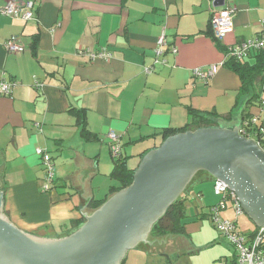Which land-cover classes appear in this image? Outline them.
<instances>
[{"label": "crops", "instance_id": "1", "mask_svg": "<svg viewBox=\"0 0 264 264\" xmlns=\"http://www.w3.org/2000/svg\"><path fill=\"white\" fill-rule=\"evenodd\" d=\"M11 1L29 0H0V7ZM33 1L32 21L0 15V81L15 83L10 96H0V192L2 212L17 228L63 238L77 230L75 221L101 206L110 187L117 186L109 176V133L119 137L121 158L135 170L142 157L163 142V131L186 126L188 108L216 112L219 128L226 129L257 117L264 131L259 106L264 91L258 101L247 104L241 80L225 66L223 51L257 36L264 0L224 1L235 8L236 16L233 31L219 46L207 32L215 0ZM163 32L177 53L167 55V65L159 66L153 63V50ZM13 38L23 52L5 50V42ZM84 49H105L112 58L91 62L79 54ZM258 55L243 63L255 64ZM211 65L218 70L207 82L192 78L194 69ZM148 67L154 72L145 74ZM77 110L84 112L88 134L95 140L82 136ZM229 113L231 119L224 120ZM37 148L50 155L54 167L55 187L47 193L41 189L44 171ZM210 183L214 185L210 175L197 173L184 195L185 236L147 238L121 264L230 260L232 248L209 220L200 219L219 202L218 197L206 202L203 185ZM221 217L238 222L230 206Z\"/></svg>", "mask_w": 264, "mask_h": 264}, {"label": "water", "instance_id": "2", "mask_svg": "<svg viewBox=\"0 0 264 264\" xmlns=\"http://www.w3.org/2000/svg\"><path fill=\"white\" fill-rule=\"evenodd\" d=\"M225 0H215L222 7ZM223 182L256 228L264 225V153L238 128H200L166 138L147 152L129 187L103 203L63 238L39 237L14 226L2 212L0 264H121L197 173Z\"/></svg>", "mask_w": 264, "mask_h": 264}, {"label": "built area", "instance_id": "3", "mask_svg": "<svg viewBox=\"0 0 264 264\" xmlns=\"http://www.w3.org/2000/svg\"><path fill=\"white\" fill-rule=\"evenodd\" d=\"M35 2L29 0L26 2L11 1L0 7V15L9 17L18 21H29L34 17ZM236 16L234 7L223 5L222 7H213L210 12V25L212 38L221 43L225 36L233 31V21ZM261 29L257 36L251 39L242 40L238 43L227 47L226 58L236 62H244L252 54L264 53V7L263 15L260 22ZM4 48L8 53H21L24 47L15 39H10L4 44ZM177 49L169 46L165 39L164 32L157 38L153 50V63L159 66H166L167 55L175 56ZM79 54L85 55L91 62L96 60L110 61L112 55L105 49L92 51L88 49L80 50ZM218 67L216 65L199 67L192 71V78L196 81L207 82L216 74ZM153 68L144 69L145 74L153 73ZM264 83V73L262 76ZM15 83L10 81H0V96H10ZM264 91V84H263ZM261 112L264 113V98L260 99L259 103ZM257 122V117L247 118L243 120L238 128L239 134L246 139L255 141L257 146L264 153V131L259 130L258 139L252 137L248 133L246 137V128L250 129ZM246 127V128H245ZM245 135V136H244ZM109 148L111 156L119 158L120 145L119 137L114 133L108 134ZM35 154L40 158L41 165L44 171L42 181V192H50L55 187L54 167L50 155L43 149L37 148ZM214 193L219 196L218 204L209 209V221L213 228L226 243L232 248L233 256L237 264H264V225L257 228L254 235H244L238 230L237 220H228L221 217V212L230 206L234 218L238 219L244 213L241 206L232 191L220 181L215 180L213 185Z\"/></svg>", "mask_w": 264, "mask_h": 264}, {"label": "trees", "instance_id": "4", "mask_svg": "<svg viewBox=\"0 0 264 264\" xmlns=\"http://www.w3.org/2000/svg\"><path fill=\"white\" fill-rule=\"evenodd\" d=\"M34 18L35 17H33L32 20H34ZM32 20H29V21H32ZM29 21H22V22H29ZM207 32L209 36L212 38V31H211L210 23H209ZM212 40L217 46L220 45L213 38ZM36 47H37V42H36V38H34L32 47H31L33 54H35ZM223 51L226 53L225 49ZM225 66H227L232 72L237 74L238 77L240 78L241 80L240 93L242 95H245L248 98L247 104H251L253 101L255 102L258 101L259 99L258 97H260L259 92H263V87L261 85L260 77L262 76V73L264 72V53H261L260 55L256 57V62L253 65L227 59ZM187 114H188L189 121L186 124V126L180 129L163 131L162 132L163 141L172 135H175L178 133H184L186 131H195L200 128H219V119H221V117L217 115L216 112L214 111L201 112V111L188 108ZM75 116H76L77 124L80 127L82 136L85 138H88L90 135L88 134V131L86 128V116L84 115V112L82 110H77ZM231 117H232V114L229 113L224 117V120H229L231 119ZM259 130H260V127L257 125V123H255L250 129L246 128V133H247L246 137L248 133H250L252 137L258 139V136L260 135ZM90 139L95 140L96 136L94 135L90 136ZM112 160H113V168L109 176L111 177L112 180L117 182V186L110 187L108 194L100 202L99 205H102L103 203H105V201H107L111 196H113L117 192L129 187L133 180L134 170L129 169L127 167V160L125 158H121V156L119 158L112 157ZM200 173H203V172H200ZM192 181L188 185L187 189L183 192V194L167 209L164 216H162L158 220V222L154 224L149 234L150 236H154V237L156 236V238H161V237L171 236V235L173 236H185L186 235L185 229H184L185 224L183 223V221L186 218V213H185L186 212L185 211L186 200L184 198V195L186 191L189 189V186L191 185ZM211 207L208 208V212H204L201 214L200 219L209 220L208 215H209V209ZM84 223H85V219H80L78 221H75L73 224V228H75L76 230L80 226H82ZM256 232H257V228L255 227L254 231H252L251 233L247 235H254ZM214 264H237V263L233 256L230 260L221 259V260H217Z\"/></svg>", "mask_w": 264, "mask_h": 264}, {"label": "rangeland", "instance_id": "5", "mask_svg": "<svg viewBox=\"0 0 264 264\" xmlns=\"http://www.w3.org/2000/svg\"><path fill=\"white\" fill-rule=\"evenodd\" d=\"M220 121H221V119H220ZM219 121V126H221L222 125V123ZM110 149V148H109ZM111 154V153H110ZM112 157V156H111ZM132 164V163H131ZM129 167H132L131 165H129ZM202 186V185H201ZM205 188H207V193H208V196H207V198H206V202H207V204L208 203H210L211 201H215L216 200V198L218 197L219 198V196L218 195H216L213 191H214V189H213V185L210 183V184H205V185H203ZM213 193H214V195H213ZM219 200H220V198H219ZM237 226H238V230L242 233V234H244V235H247V234H249V233H251L252 231H254V229H255V226H254V224L249 220V218L247 217V216H245V215H243V216H241V217H239L238 218V222H237ZM154 238H156V236L154 237V236H148V240H152V239H154ZM133 250V251H132ZM132 250H130L129 251V253H131V255L133 254V252H136V251H134L135 249H132ZM128 253V254H129ZM200 256H203V255H200ZM180 259V258H179ZM182 259H184V260H187V256L185 255V254H183L182 255ZM228 259H230V258H228ZM222 260H224V259H222ZM143 264V263H142Z\"/></svg>", "mask_w": 264, "mask_h": 264}]
</instances>
